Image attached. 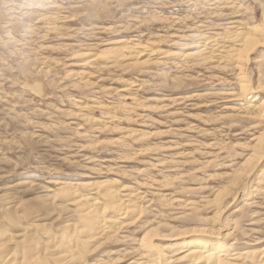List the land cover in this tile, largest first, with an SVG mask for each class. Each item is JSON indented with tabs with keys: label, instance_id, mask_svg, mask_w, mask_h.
<instances>
[{
	"label": "rangeland",
	"instance_id": "obj_1",
	"mask_svg": "<svg viewBox=\"0 0 264 264\" xmlns=\"http://www.w3.org/2000/svg\"><path fill=\"white\" fill-rule=\"evenodd\" d=\"M48 1L0 0V196L27 180L36 186L27 198L53 197V239L35 235L57 243L68 222L84 230L60 195L65 184L139 188L143 214L119 221L77 264H136L144 240L147 259L162 252L185 264L178 258L206 242L203 232L218 236L210 248L264 249V118L255 108L264 102V0ZM252 27L261 35L250 54L235 47L245 50L237 66L225 32L254 36ZM193 34L217 36L224 54L189 59ZM119 48L124 57L109 59ZM242 73L250 98L239 92ZM25 217L21 228L32 223Z\"/></svg>",
	"mask_w": 264,
	"mask_h": 264
},
{
	"label": "bare ground",
	"instance_id": "obj_2",
	"mask_svg": "<svg viewBox=\"0 0 264 264\" xmlns=\"http://www.w3.org/2000/svg\"><path fill=\"white\" fill-rule=\"evenodd\" d=\"M46 1H48V0H46ZM197 1H199V0H197ZM221 3L222 2H220V4ZM203 4L208 5L211 8H213L216 5H218V2L216 0H205V1H203ZM47 5H48V3H47ZM19 6H21V5H19ZM21 7H23V6H21ZM190 7H192V6H190ZM197 9H198V7H197ZM38 11H40V10H38ZM32 13H33V11H32ZM221 14H223V13H221ZM21 16H23V15H21ZM51 16L50 15L49 16L43 15V18L46 19V20H44L46 22L45 25H50L48 23V21L51 20V18H52ZM227 17H229V16H227ZM41 19H42V17H41ZM57 19H58V17H57ZM239 22H238V24H239ZM50 23H52V22L50 21ZM201 25H202V23H201ZM232 25H235V24H232ZM236 26H238V25H236ZM239 26H241V25H239ZM195 27H197V26H195ZM231 27H229V28H231ZM221 28H222V26H221ZM224 28H225V26H224ZM236 28H238V27L234 28L237 31ZM253 28L254 27H252V29H250V30H252V32L250 34L254 33V36H252L253 34L250 36L247 34L246 35L241 34V33H239V31H238V33L236 31H234V32H236V34L234 32H233V34L228 33L230 29L227 32H225V33H227V37H228L229 41L233 42L232 45H234V46H232L230 51H227V54L230 57V59H228V60L233 61V63H235L237 66H241L245 61V60L242 61V59L244 58L243 55H241L239 57L238 51L245 49V50H247V54H250L254 50V48H256V37H255V35L260 32L259 29L261 30V28H257V27H255L254 29ZM232 29H233V27H232ZM200 30H201V28H200ZM200 30H198V31H200ZM238 30H239V28H238ZM46 31H48V30H46ZM210 33H212V32H210ZM210 33H209V35H210ZM216 33H218V32H216ZM222 33H224V31ZM244 33H246V32H244ZM199 34H200V32H199ZM213 34H215V33H213ZM196 35L195 34H193L192 36L190 35L193 38V40L195 41V44L196 43L197 44L195 45V49L188 54L189 59L192 58L191 60L195 59V61L199 60L201 62V59L203 57L208 56L207 58H210L214 53L215 54L216 53H218V54L223 53L224 54V50H223L224 48H223V46L220 45V42L218 41L217 36L208 37L206 35L207 37H202L201 35H199V36H196ZM222 37H223L222 35H221V37L219 36V38H222ZM221 41H223V40H221ZM191 42H192V39H191ZM223 42H225V41H223ZM257 42H259V41H257ZM222 44L224 45V43H222ZM238 46L242 47V49L237 50ZM257 46H259V45H257ZM133 47L136 48L137 45H133ZM235 47H237V48H235ZM135 48H129L130 50L128 49L127 53H129L130 56H132V54L134 52L132 49H135ZM125 50H126V48H125ZM225 53H226V51H225ZM106 54H108V53H106ZM109 54L111 55V56H109L110 57L109 59L118 60V59H121L122 57H124L125 51L123 48H121V50H120V48H119V50L118 49L117 50L112 49V51L109 52ZM134 56H133V58H134ZM166 56H169V55H166ZM222 56L223 55H221V57ZM106 57H108V56L106 55ZM169 57L171 58L172 56H169ZM210 59H212V58H210ZM210 59H208V60L210 62L211 61L213 62V60H210ZM206 61H205V63H206ZM215 61H216V59H215ZM196 62H198V61H196ZM218 62L220 64V61H218ZM247 63H248V61H247ZM189 65H188V67H189ZM232 65H234V64H232ZM236 65H234V66H236ZM237 66H236V68H237ZM242 70H243V68H242ZM239 72H241V71H239ZM241 75H242V77H241V79H239L240 80V82H239L240 83L239 84V86H240L239 90L240 91L239 92H241V94H242L241 96L244 99L250 98L249 96L252 95L253 90H250V86H249L250 84H249L248 80H246L247 79L246 76H244L243 73L240 74V76ZM260 87H262V86H260ZM117 107H118V105H117ZM255 108H258L261 116L264 118V102L259 103L258 105L255 106ZM263 140L264 139H260L259 142H263ZM31 182H28L27 180L16 182L15 184L10 185V187L7 188V191L2 196H0V239H4L3 240L4 243L2 242V244H0V264H49V261L50 262H52V261L48 260L47 257L51 258V256H53V257L55 256V258H53L52 260L57 264H70L71 262H73V263L76 262V264H77V259L81 258L82 254H84L86 252H90V248L95 245L94 244L95 242L98 244V242L96 240H98V239L101 240L104 238V236L105 237L109 236L108 234H111L110 236H112V234L115 231H118L117 226L121 224V223H119V221H122V225H123V221H125V220L128 221L129 220L128 218L140 217L143 214L142 208H139L138 207L139 205L136 204V202L140 204V202L143 199H145V198H143L144 195H141L137 191V189L139 190V188H137L136 190L135 189L131 190V188L126 187L124 190H121L122 194H120V192H119L120 190L114 189V187H112L110 184L105 183V182L99 183V185L97 187H95V184H93V183H85V182L82 184L80 182L76 183V184L68 183V184H65L63 186V188L60 190V195L62 197L67 198L68 205L72 206L75 209L74 210L75 213H76V211H78V214H77L78 219L80 221V224L83 226L84 230L83 231L82 230L77 231L78 230L77 223L75 224V222L74 223L68 222L65 224L64 228H62V232H60L61 236H59L60 240L57 239V240H59L57 243L56 242L55 243H52V242L49 243L48 242L49 239L46 240V242H48V243H46L45 241L43 242L40 240L42 237L39 236L37 233L38 237H40V239H38L36 237L35 233L40 231V230L46 231V230H48V227L51 225L52 222L46 223V218L48 216L54 215V213L51 214L55 209L54 205H53L54 198L52 197L53 200L51 197H46V198L43 197V199H38V200L34 199V198H27L28 194H29V189L33 190L32 188L36 187L35 184L31 183ZM144 192H146V191H144ZM144 192L142 191V194ZM253 192H254V190H253ZM147 194H146V196H147ZM61 196H60V198H62ZM146 199H148V198H146ZM100 201H102L103 203H101ZM100 206H102V207L105 206L108 209H112V211L116 215V220L112 219L113 221L109 222L110 221V219H109V221H108L109 223L106 222V219H104V217H103L104 216L103 212L101 211L102 207H100ZM27 207L30 209V212H29V209ZM25 208H27L26 210L29 213L24 211ZM71 210H72V208H71ZM20 211L21 212L23 211V213L22 214L19 213ZM18 213L21 214V216H16V214H18ZM23 216H26L25 218H27V217L30 218L32 220L31 221L32 223H30V225H28L26 227L21 228L20 227V225H21L20 221L22 220ZM51 218H53V217H51ZM50 221H52V220H50ZM78 226H79V224H78ZM48 232H49V230H48ZM45 233L47 234V232H45ZM50 233L51 232L48 233L49 234L48 238H50L54 234L53 233L50 236ZM203 233H206V234H203L205 236V238H207L206 242L205 243H199L198 242L195 246H193L192 249H190V250L187 249L188 251L185 252L186 254L183 257L178 258V260L179 259H183V261L185 260V262H186L185 264H264V249H259V250H255V251H253V250L241 251L242 250L241 249V250H239L240 252L236 253L233 251H228L229 249L228 250L227 249L222 250L221 246H219L217 248H210L212 244H209V243H217L216 240L218 241V236L216 235V233H208V232H203ZM41 234H43V232ZM46 234H44V235L48 236ZM51 238L53 239V237H51ZM42 240H44V239H42ZM144 241H142L141 248L144 251H146V254H148V251H147L148 247ZM198 241H201V240H198ZM156 253L157 254H155V256L156 255H158V256L157 257L154 256L155 259H152V258L147 259L146 254L144 253V255H145L144 258H142V255H141L140 258H142V259H140L139 261H137L135 263L136 264H170L171 263L170 262L171 259L168 258V256L160 254L162 252H160V253L156 252ZM147 256L151 257L152 254H149ZM79 260H81V259H79ZM173 260H175V259H173ZM180 261L182 262V260H180ZM78 262H80V261H78ZM100 262H102V261L100 260ZM175 262H177V261H175ZM178 263H179V261H178ZM51 264H53V263H51Z\"/></svg>",
	"mask_w": 264,
	"mask_h": 264
}]
</instances>
